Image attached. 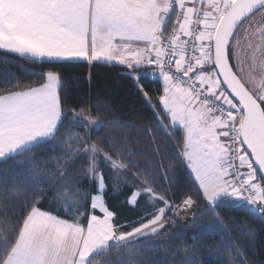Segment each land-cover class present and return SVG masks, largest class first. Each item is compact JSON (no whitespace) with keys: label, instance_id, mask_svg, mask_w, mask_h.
Here are the masks:
<instances>
[{"label":"snow or ice","instance_id":"obj_1","mask_svg":"<svg viewBox=\"0 0 264 264\" xmlns=\"http://www.w3.org/2000/svg\"><path fill=\"white\" fill-rule=\"evenodd\" d=\"M0 57V264H264V0H0ZM74 63L122 68L144 135L65 106Z\"/></svg>","mask_w":264,"mask_h":264},{"label":"trees","instance_id":"obj_2","mask_svg":"<svg viewBox=\"0 0 264 264\" xmlns=\"http://www.w3.org/2000/svg\"><path fill=\"white\" fill-rule=\"evenodd\" d=\"M0 61H2V57H0ZM8 67L12 71L22 75L12 64H9ZM2 70L3 64L0 63V71ZM121 72L122 68L118 65L97 64L95 66H90L88 63H74L69 65L66 69L68 92L65 106H75L84 98H91L94 102L105 103L104 118L111 119L115 117L121 123L117 126L101 129L98 134L109 133L114 136L127 134L134 140L137 135H144L139 132V127L143 123L148 122L147 111L141 110V99L137 96L135 89L129 87L128 81L121 77ZM125 124H134L136 127L124 128L123 125ZM42 155L43 153H38L37 158ZM4 169L7 170L4 171ZM22 178V170L18 164H15L11 160L7 161L6 164H0V183L5 181L9 184L18 183ZM8 211H11V209H8ZM227 215L237 216V213L229 212ZM237 218L244 219L243 216H238ZM183 226L182 223L177 221L176 225L170 230L179 233ZM233 227L235 228L237 226ZM195 235V230H187V235L183 237V239L190 240V238ZM209 239L212 238L205 236L202 239V243ZM215 241L219 243V237H215ZM146 243L152 244L151 241ZM165 243L166 240L163 237L155 240V244H152V247L155 248V245H159V248L154 252L145 250L146 254L163 262L165 259ZM178 243H180L179 240H174L171 246L175 247ZM189 247H191V243H189ZM181 255L184 256L186 254L181 253ZM197 255L198 258L203 261V264H217V258L214 255H207L204 251H199ZM173 260L174 258L169 256V264H172Z\"/></svg>","mask_w":264,"mask_h":264},{"label":"built area","instance_id":"obj_3","mask_svg":"<svg viewBox=\"0 0 264 264\" xmlns=\"http://www.w3.org/2000/svg\"><path fill=\"white\" fill-rule=\"evenodd\" d=\"M181 221L184 223V224H188L190 221H191V217L188 216V215H185L183 216L182 218H180Z\"/></svg>","mask_w":264,"mask_h":264},{"label":"rangeland","instance_id":"obj_4","mask_svg":"<svg viewBox=\"0 0 264 264\" xmlns=\"http://www.w3.org/2000/svg\"><path fill=\"white\" fill-rule=\"evenodd\" d=\"M178 221H179L180 223H182L183 225H188V224L191 223V221H190L188 224H184V223L181 221V219H179Z\"/></svg>","mask_w":264,"mask_h":264}]
</instances>
